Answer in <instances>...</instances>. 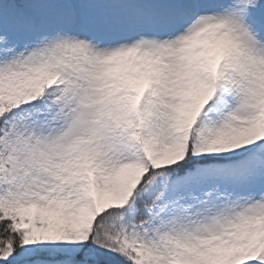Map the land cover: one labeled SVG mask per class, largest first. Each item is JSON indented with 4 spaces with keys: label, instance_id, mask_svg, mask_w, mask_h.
<instances>
[{
    "label": "snow or ice",
    "instance_id": "obj_1",
    "mask_svg": "<svg viewBox=\"0 0 264 264\" xmlns=\"http://www.w3.org/2000/svg\"><path fill=\"white\" fill-rule=\"evenodd\" d=\"M0 264H264V0H0Z\"/></svg>",
    "mask_w": 264,
    "mask_h": 264
}]
</instances>
